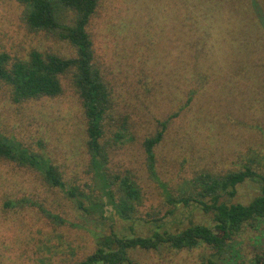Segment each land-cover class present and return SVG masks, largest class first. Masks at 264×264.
<instances>
[{"label":"rangeland","instance_id":"rangeland-1","mask_svg":"<svg viewBox=\"0 0 264 264\" xmlns=\"http://www.w3.org/2000/svg\"><path fill=\"white\" fill-rule=\"evenodd\" d=\"M222 2L98 0L87 30L110 90L106 167L119 176L133 175L142 193L137 216L149 222L116 224L109 216L99 221L44 186L34 171L0 160V264H74L93 252L91 232L107 233L109 225L144 228V233L155 219L172 232L190 222L210 225V216L194 207L167 215L169 206L149 176L142 148L159 121L170 118L154 150L155 170L173 196L200 172L224 174L249 164L264 169V0H233L236 15ZM21 13L16 0H0V54L11 59H25L31 50L72 55L66 43L29 31ZM62 88L54 99L14 104L0 82V133L48 158L63 181L87 191L93 180L85 121L69 79H62ZM192 90L197 93L190 96ZM258 194L259 183L245 181L227 201L247 204ZM22 198L40 203L65 224H54L30 206L4 207L7 200ZM263 251L261 222L235 235L217 263L255 264L254 253ZM210 253L203 246L162 248L135 251L131 261L202 264Z\"/></svg>","mask_w":264,"mask_h":264},{"label":"trees","instance_id":"trees-1","mask_svg":"<svg viewBox=\"0 0 264 264\" xmlns=\"http://www.w3.org/2000/svg\"><path fill=\"white\" fill-rule=\"evenodd\" d=\"M16 2L22 6L21 21L29 31L43 32L58 42L66 43L72 55L31 50L25 59H11L6 53H1L0 82L8 88L10 101L22 104L59 97L63 92L62 79H69L85 121V149L93 184L85 185L87 191L69 185L63 181L58 167L52 165L48 158L33 153L2 133L0 160L34 171L44 186L60 191L79 212L95 215L99 221H104L108 216L116 224L146 221L137 216L142 193L133 175L128 173L119 176L109 172L106 167L108 152L103 139L104 120L111 107L110 90L95 64L93 42L87 30L98 0ZM222 5L229 6L232 14L236 15L238 10L233 0H223ZM196 93L192 90L190 96ZM169 120L159 121L156 131L142 142L149 176L158 184L169 206L167 215L172 216L179 209L194 207L210 216L211 224L190 222L182 230L172 232L164 228L162 219H155L151 221L152 227L148 233H144V228L136 230L130 226L118 230L116 226L109 225L107 233L91 232L93 252L74 264H132L131 254L135 251L156 252L162 248L182 251L202 246L211 251L202 264H218L217 259L224 254L235 235L247 226L264 222V169L260 165L255 168L249 164L224 174L200 172L188 182L180 195L170 194L167 185L157 177L154 152L163 140ZM245 181L258 182L259 194L247 204L229 203L227 200L235 195L236 187ZM25 206L36 209L38 214L41 213L54 224H65L62 218L33 200L22 198L4 203L6 209L12 210ZM126 229L130 232L128 235L124 234ZM253 260L255 264H264V251L254 253Z\"/></svg>","mask_w":264,"mask_h":264}]
</instances>
